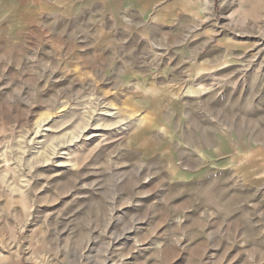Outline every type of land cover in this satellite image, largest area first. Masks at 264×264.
I'll list each match as a JSON object with an SVG mask.
<instances>
[{"label": "rangeland", "instance_id": "rangeland-1", "mask_svg": "<svg viewBox=\"0 0 264 264\" xmlns=\"http://www.w3.org/2000/svg\"><path fill=\"white\" fill-rule=\"evenodd\" d=\"M0 264H264V0H0Z\"/></svg>", "mask_w": 264, "mask_h": 264}]
</instances>
